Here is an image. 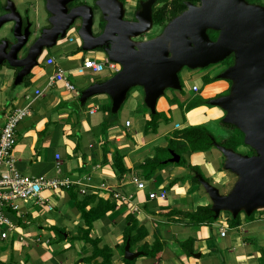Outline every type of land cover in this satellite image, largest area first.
<instances>
[{
  "label": "crops",
  "instance_id": "crops-1",
  "mask_svg": "<svg viewBox=\"0 0 264 264\" xmlns=\"http://www.w3.org/2000/svg\"><path fill=\"white\" fill-rule=\"evenodd\" d=\"M16 1L7 0L6 4H1L0 16L6 13L8 3H12L23 19L24 28L38 30V33L44 28H50L48 20L51 15L47 11V0L44 8L47 23L44 26H39L31 22L29 17H25ZM13 24L9 23L8 27L11 28ZM72 29L54 47L44 49L38 58V65L20 83L16 82L19 69L12 68L7 63L0 65V111L30 106V115L17 129V142L13 151L16 169L24 175L42 180L69 183V187L44 189L39 198L18 202V211L9 214L16 226L15 230L8 240L0 239V262L7 264L13 258L12 262L18 264H101L100 259L84 261V258L91 255L92 247L78 239L80 230L85 225L71 198L69 189H73L79 200L93 194L104 199H109L112 195L119 197L116 200L117 209L96 221L92 232V237L102 238L103 244L114 250V264H123L119 246L123 244L129 215H134L149 233L145 241L135 246L134 252H138L140 245L145 242L152 244L157 238L167 244L160 259L143 257L137 259L135 264H264V258L259 251V248L264 249V215H256L254 220L243 221L238 228H231L228 219L232 214L223 211L218 217L219 220L209 227H186L182 219L170 217L168 213L173 210L191 211L198 206L212 205L211 197L204 186L200 184L204 195L195 201L189 185H184L182 180L184 173L189 172L188 168L177 164L168 166L163 170H156L149 179L145 178L142 168L148 158H154L157 154L162 159H169L170 156L167 155L172 150L167 152L161 149H183V139L176 136L183 129L223 121L226 112L217 106L209 108L205 105L190 112L186 111V107L199 98L207 102L214 99L208 93L211 85L215 88L219 85V91L223 90V85L217 82L202 84L198 92L192 90L199 94L198 97L187 96L183 90V82L194 75H185L183 81L181 72V89L168 88L156 101L155 113H164L167 120H159L156 132H147V122L155 113L147 106L142 87L140 88L143 92H137L131 99L130 93L136 87L130 89L118 112L113 113V104L109 105L112 99L108 95H98L95 101L103 102L99 106L95 102L89 103L90 99L81 103V97L87 89L108 79L93 82L82 93L77 90L68 91L63 82L53 81L60 69L66 77L79 76L77 68L86 59L81 50L83 42L77 32L76 39L71 37L74 34ZM3 35L4 31H0V43ZM65 39H69L74 45L76 43L78 48H64L62 42ZM57 45L62 46L55 49ZM101 52L103 54L96 58L109 59L105 52ZM55 54L62 55V62H58ZM88 54L91 56L96 53L93 51ZM49 58L55 59L54 65L46 64ZM205 74L198 75L203 82L209 76ZM25 82L28 83L25 91L16 95L15 87ZM29 83L35 85L30 88V92ZM36 91L41 92V95H37ZM129 99L131 103L126 105V109L123 108L124 118L121 119L119 112ZM111 113L116 114L117 119L106 135H103V123L110 122ZM127 122H130L129 126ZM225 133L221 140L229 136L227 130ZM115 151L123 157L126 169L124 174L119 175L113 168ZM186 158L189 164L200 168L213 187L231 186L227 192H220L223 196L228 195L237 182L238 177L225 168L226 158L216 146L208 152L186 155ZM197 175L199 174L195 176ZM134 177L145 181L144 190L137 188ZM154 191H167L166 200H151L149 194ZM30 204L31 208H28ZM14 213L15 218L12 216ZM223 213L228 216L221 222ZM224 230L226 236L222 237L221 232ZM190 237L197 239L195 254L200 253V258H196L195 254L191 257L181 254L176 246L177 241H185Z\"/></svg>",
  "mask_w": 264,
  "mask_h": 264
},
{
  "label": "water",
  "instance_id": "water-1",
  "mask_svg": "<svg viewBox=\"0 0 264 264\" xmlns=\"http://www.w3.org/2000/svg\"><path fill=\"white\" fill-rule=\"evenodd\" d=\"M74 1L47 0L50 28L40 33L24 28L21 15L8 3L6 13L0 16V31H4L0 65L7 63L19 69L16 82L20 83L38 65L44 49L66 38L67 32L81 21L77 31L83 42L81 50H103L110 61L122 66L107 81L87 89L81 103L108 95L112 112L117 113L130 89L142 87L145 102L155 113L156 101L166 89H181L179 74L184 67L205 68L235 54V64L217 76L233 81L232 94L212 99L208 104L226 112L223 123L239 129L244 134V144L255 154L237 153L215 143L226 158L225 168L238 177L226 196L200 175L197 178L211 197L215 218L223 211L235 218L241 212L250 216L264 210V9L246 6L245 0H202L198 8L189 4L187 11L166 26L157 39L135 43L133 39L149 28L151 3L146 4L144 16L140 17L142 24H126L118 0H97L96 7L105 14L107 25L101 35L94 36L93 9L81 6L69 10L68 5ZM9 23H14L11 28ZM209 31L219 33L216 41L210 39ZM170 153L171 159L165 163L178 164L181 157L174 151ZM142 255L131 250L128 240L124 258L134 261Z\"/></svg>",
  "mask_w": 264,
  "mask_h": 264
},
{
  "label": "trees",
  "instance_id": "trees-1",
  "mask_svg": "<svg viewBox=\"0 0 264 264\" xmlns=\"http://www.w3.org/2000/svg\"><path fill=\"white\" fill-rule=\"evenodd\" d=\"M184 8L185 7H183V10ZM155 20L157 24H164L165 21L160 17ZM217 34L218 32L213 31L209 36H211L212 39L215 40L218 36ZM225 62L226 65L231 64L230 66H233L232 59H226ZM215 81V77H205V85H209ZM205 105L208 106V102L204 99L199 98L194 103L189 104L186 107V111L190 112L195 108ZM108 110L110 111V108H108ZM110 116V122L103 123V135H106L109 127L117 119L116 114L114 115L111 113ZM163 118L167 120V117L164 113H155L154 115H152L151 120L147 122L146 131L156 132L159 125V120ZM219 122L229 133V136L225 139H218L211 132V130L205 126H190L183 129L180 133L176 134V136L183 139V149H161L162 151L167 152L169 150H172L181 157V160L177 164V166L188 168L190 173L186 177L182 178L184 182L190 177L193 184L200 185V182L195 175L199 174L203 176V178H205L198 166H193L188 163L186 155H190L196 152H208L215 147V143L226 149H232L233 151L239 153L238 149L244 145V134L239 129H237L233 125L224 124L222 120H220ZM250 151L251 153L246 155L253 156L255 152L253 150ZM167 160L168 159L165 160L160 158L159 154H157L154 158H148L142 165L145 178L149 179L156 170H163L166 166H168L170 163H165V161ZM113 166L115 172L119 175L126 173V169L123 164V157L117 151H115ZM205 180L209 182L208 179L205 178ZM69 191L71 198L75 202V205L81 214V219L83 220L85 225V227L81 228L80 236L78 237V239L87 244H90L92 247L91 255L87 258H84V261L92 262L94 260L100 259L102 261L101 264H114V250L103 244L102 238L92 237V232L94 230V224L96 221L105 217L109 212L115 211L117 209L118 205L116 203V195H112L109 199H104L97 194H93L87 195L82 200H79L77 193H75L73 189H69ZM256 212L257 211L252 213L250 216H247L245 213L241 212L235 218L230 217L228 219L229 226L231 228H238L239 226H241L243 221L249 222L254 220ZM168 216L178 217L184 221L186 227L195 228L204 226L209 227L219 220L218 218H215V213L212 210V205L198 206L196 210L191 211L173 210L168 213ZM57 231L59 232L61 230ZM148 234L149 233L147 228L141 225L134 215H129L127 217V227L123 234V244L119 246L123 264H135L137 261V259L134 261H128L124 258L125 246L127 241L130 240L131 250L134 252L133 247L145 241L148 237ZM196 241V238L190 237L185 241H177L176 246L180 250L181 254L191 257L196 253ZM166 245V242L161 241L157 238L152 244L145 242L144 244L140 245L137 251L142 252L143 257L160 259V256L163 253ZM259 251H261L262 258H264V249L259 248ZM12 260L13 258H11L10 263L7 264H18L16 262H12ZM0 264L3 263L0 262Z\"/></svg>",
  "mask_w": 264,
  "mask_h": 264
},
{
  "label": "built area",
  "instance_id": "built-area-1",
  "mask_svg": "<svg viewBox=\"0 0 264 264\" xmlns=\"http://www.w3.org/2000/svg\"><path fill=\"white\" fill-rule=\"evenodd\" d=\"M46 64L54 65L55 59L49 58ZM105 70L117 74L121 71V66L109 59L86 58L82 65L77 68V72L80 75L87 73L99 74ZM53 81L63 82L68 91H76L75 85L67 79L61 69L54 76ZM192 90L198 92L199 87L194 86ZM36 94L41 95V92L36 91ZM29 107L28 105L0 111V239L3 241L8 240L11 233L15 230L16 226L9 214L18 211V202H28L39 198L44 189L58 190L62 187H69V183L66 181L42 180L24 175L16 169L13 151L17 142V129L20 123L30 115ZM91 113L94 112L92 111ZM129 125L130 122H127V126ZM57 159H59L58 155ZM133 181L137 184L139 190L146 188L145 181L137 177H134ZM167 196V191H154L149 194L151 200H166ZM116 198L119 197L116 196ZM221 236H226L225 230L221 232Z\"/></svg>",
  "mask_w": 264,
  "mask_h": 264
},
{
  "label": "rangeland",
  "instance_id": "rangeland-1",
  "mask_svg": "<svg viewBox=\"0 0 264 264\" xmlns=\"http://www.w3.org/2000/svg\"><path fill=\"white\" fill-rule=\"evenodd\" d=\"M45 1L46 0H21V1H18L17 0L16 3H17V6L19 7V10L24 14L25 17H29L31 19V22H35V24H38L39 26L40 25L44 26V23H47V19H46L47 18V14L44 11ZM78 2H86L89 5H93L94 6L92 0H78ZM6 3H7V0H0V5L1 4L3 5V4H6ZM244 5H246V6L247 5L248 6H253V7H261V8L264 9V0H252L251 3H249L247 0H245L244 1ZM201 6H202V4H200L198 7H201ZM27 13H29V16L27 15ZM78 23L81 24V21H79ZM72 30H73L74 34L72 35L69 32V35L70 36L72 35L71 37L74 36L75 39H76V36H77L76 35V32L78 31V29L77 30L72 29ZM68 40L65 39L64 40L65 42H62L64 48H66V47H76V48H78L76 43L74 45V43H70V41H68ZM135 43H137V42H135ZM61 46L62 45H57L55 47V49H59ZM82 52H83V55L85 56V58H91V59H95L96 56L103 54L100 50L94 51V53H96V54L91 55V56L88 54V52L87 53L84 52V51H82ZM51 54H53V52ZM55 55L57 56L58 62L59 63L62 62L61 58H62V55H64V54L62 53V55H60V54L59 55L58 54H55ZM223 63L224 62L216 63V64H211V65H209L208 67H205V68H201L200 67V68L190 69V68L184 67L183 68V81H184V76L185 75H188V74L194 75L193 78L190 77L189 80L183 82V90H184L185 95H187V96H194L195 98L199 96V94L193 93L192 88H193V86H197L200 89L202 88V84H205V80L203 82L201 79L198 78L199 77L198 75H202V74H205V73L207 75H209L210 77H211V75H216L215 76V79H216L215 82H217V84H222L223 85V90L222 91H219V85L217 86V88H215V86H213V85H211L209 87L208 93H210L211 96L213 95L214 99H216L218 97H223V96H229V95H231L232 94V86L234 84L233 81H230V80H222V79H218L217 78V76L221 73L220 71L226 70V69H224L225 67L223 66ZM114 74L115 73H113V72H111L109 70H105L103 73H99V74L87 73V74H84V75H80L79 74V76H74V75H71L70 76V75H67V78L69 79V81L73 85H75L76 90L77 91H80L82 93V91L84 90V88L87 87V86H89V85H91V84H93V82L107 80L110 77H113ZM211 78H213V77H211ZM215 82H213V83H215ZM27 84L28 83L25 82V83H23V84L15 87L16 88V95L22 93L23 91H25ZM34 86L35 85L33 83H29V85H28V87H29L28 88L29 89L28 92H30V90H31L30 88H33ZM137 92H143V91H142V89L140 87H136L135 89H133L131 91V93H130V99H131V97H133L134 95H136ZM97 98H98V96L90 99L88 102L89 103L95 102L96 105H98V106L101 105V104H103V102L100 101V100L95 101ZM130 99L128 100V102L126 101L127 104L125 103L124 106L122 107L121 111L119 112V118H121V119L124 118V112H123L124 110H123V108L126 109V107L130 105V103H131V100ZM110 102H109V105L110 104L112 105V103H110ZM102 106H100V107H102ZM208 107L211 108L209 105H208ZM198 126H205V127L209 128L211 130V132L218 139H220L222 135L226 134L225 133L226 132V129H225V127H223L220 124V122H213L211 124H208V126H207V123H203L202 125L200 124ZM250 150H251V148L249 146H246L244 144L243 146H241L238 149V152L239 153H242V154H249V153H251ZM167 156L168 157L170 156L169 159H171V153H170V155H167ZM187 158H188V156H187ZM188 160L190 161V158H188ZM168 166H176V164L170 163ZM168 166H166V167H168ZM189 174L190 173L186 171L184 173L183 177H186ZM231 177H232V179L234 178V176H231ZM183 184L184 185H187V184L189 185V191L192 194V197L195 199V201L201 199L202 198V195H204V189L200 185H198V184H193L190 177ZM215 186L220 190L221 194H223L224 192H227L230 189V187H231V186L230 187H228V186L227 187H221L219 185H215ZM28 208H31V204L28 205ZM261 210L264 211L263 208L260 209V210H258L255 213V216L256 215L257 216L264 215V212H260ZM14 215H15V213L12 214L13 217H14ZM227 216H228L227 213H223L221 215V217H220V221L223 222ZM133 250L134 251L136 250L135 247H133ZM139 258H143V256H141Z\"/></svg>",
  "mask_w": 264,
  "mask_h": 264
},
{
  "label": "flooded vegetation",
  "instance_id": "flooded-vegetation-1",
  "mask_svg": "<svg viewBox=\"0 0 264 264\" xmlns=\"http://www.w3.org/2000/svg\"><path fill=\"white\" fill-rule=\"evenodd\" d=\"M92 1L95 7L93 5H89L86 2H78V0H75L74 2L68 5V8L69 10H72V9L79 8L81 6L91 7L94 12L93 27H92L93 34L94 36H99L104 32L105 27L107 25V21H105L106 16L102 11H100L96 7L97 0H92ZM118 1H119V4H121L122 6V13H123L122 20L126 24H129V23L142 24L143 22L140 17L144 16V10H145L146 4L151 3L148 6L149 19H150L149 28L141 36L133 39V41L137 43L146 42V41H149L150 39H153L161 35L167 25H169L176 18L182 16L187 11L189 4L193 5L194 7H198L200 4H202V0H194V1H188V0H118ZM247 1L251 3L252 0H247ZM183 7H185L184 10H183ZM159 17L165 20L164 24L156 23L155 19ZM80 25H81L80 23L75 24L73 29L77 30L80 27ZM45 26L47 27L48 25H45ZM30 31L33 32L32 29ZM211 32L213 31H209L208 34L211 35ZM217 35H219V33ZM217 38L214 40L211 37L210 39L212 41H216ZM103 48L106 49L107 47H103ZM228 59L233 60L232 65L235 64V54H231ZM230 65L231 64L226 65L225 61L223 63V66L225 67L224 69L231 67ZM223 71H220V72H223Z\"/></svg>",
  "mask_w": 264,
  "mask_h": 264
}]
</instances>
